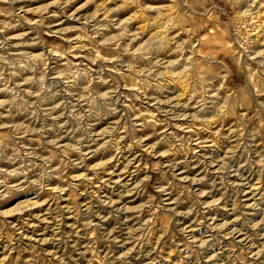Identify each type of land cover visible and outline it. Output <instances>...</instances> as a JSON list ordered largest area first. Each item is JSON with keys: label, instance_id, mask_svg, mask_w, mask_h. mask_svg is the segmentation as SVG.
I'll return each mask as SVG.
<instances>
[{"label": "rangeland", "instance_id": "374dc122", "mask_svg": "<svg viewBox=\"0 0 264 264\" xmlns=\"http://www.w3.org/2000/svg\"><path fill=\"white\" fill-rule=\"evenodd\" d=\"M0 264H264V0H0Z\"/></svg>", "mask_w": 264, "mask_h": 264}]
</instances>
